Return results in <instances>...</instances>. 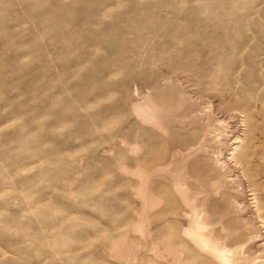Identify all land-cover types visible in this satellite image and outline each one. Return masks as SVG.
<instances>
[{
	"label": "rangeland",
	"instance_id": "rangeland-1",
	"mask_svg": "<svg viewBox=\"0 0 264 264\" xmlns=\"http://www.w3.org/2000/svg\"><path fill=\"white\" fill-rule=\"evenodd\" d=\"M179 200L264 264V0H0V264H218Z\"/></svg>",
	"mask_w": 264,
	"mask_h": 264
},
{
	"label": "bare ground",
	"instance_id": "bare-ground-1",
	"mask_svg": "<svg viewBox=\"0 0 264 264\" xmlns=\"http://www.w3.org/2000/svg\"><path fill=\"white\" fill-rule=\"evenodd\" d=\"M154 106H155L154 103L148 104L146 110L145 111L141 110L140 113L138 114V118H139L141 124L147 128L156 129V127H157L156 124L154 123V120H153L154 118L152 115V112L154 110H156V109H154ZM191 174L194 176L192 168H190V174L189 175H191ZM189 179L191 181L192 176H189L188 178H186L184 180V182H182V184L179 183L177 186H175V188L173 190L172 189H171V191L167 190L168 193L169 192L172 193V195L175 198H176V196H178V197L184 196L185 195L184 193L186 190H192V185H190V183H189L190 181L188 182ZM251 196H253V194ZM252 199H255V198H252ZM179 202H180L181 206L186 209L185 210L186 212L184 213V219L187 222V226L185 228H183V234H182L183 239L186 242H189L197 251L202 252L204 254H207L209 257L213 258L215 261H217L218 264H240L238 261V256L236 255L235 248H233L229 244H226L220 248L215 249L211 245H208L204 240H202V238L198 235V233L196 231V228L199 227V224L197 222V216H196L195 209L191 206V204L188 201L179 200ZM209 211H210V209H209ZM206 236H207V234H206ZM262 239L264 241V230H263V234H262ZM216 240H217V238H216ZM218 246H219V244H218Z\"/></svg>",
	"mask_w": 264,
	"mask_h": 264
}]
</instances>
